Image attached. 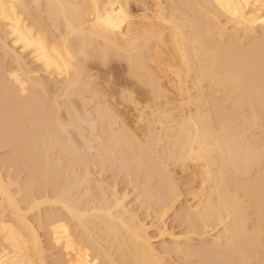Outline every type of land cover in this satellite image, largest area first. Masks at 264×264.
<instances>
[{"label": "bare ground", "instance_id": "bare-ground-1", "mask_svg": "<svg viewBox=\"0 0 264 264\" xmlns=\"http://www.w3.org/2000/svg\"><path fill=\"white\" fill-rule=\"evenodd\" d=\"M0 264H264V0H0Z\"/></svg>", "mask_w": 264, "mask_h": 264}, {"label": "rangeland", "instance_id": "rangeland-1", "mask_svg": "<svg viewBox=\"0 0 264 264\" xmlns=\"http://www.w3.org/2000/svg\"><path fill=\"white\" fill-rule=\"evenodd\" d=\"M178 229H179L178 227L175 228L176 231H178Z\"/></svg>", "mask_w": 264, "mask_h": 264}]
</instances>
